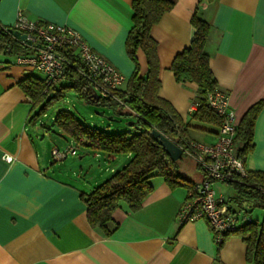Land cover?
<instances>
[{
  "label": "crops",
  "instance_id": "1",
  "mask_svg": "<svg viewBox=\"0 0 264 264\" xmlns=\"http://www.w3.org/2000/svg\"><path fill=\"white\" fill-rule=\"evenodd\" d=\"M170 1L172 8L150 29L157 44V96L189 123V139L213 143L218 126L191 119L197 86L175 80L172 60L189 45L194 33L191 17L197 11L211 25L204 52L217 88L230 94L238 126L244 113L264 98V0ZM19 15L75 27L126 77L136 66L140 75L147 71L141 49L137 63L126 51L132 0H0L1 25L11 27ZM32 72L43 77L17 65L15 56L0 54V264H251L239 233H229L218 246L205 219L180 223L177 212L189 187L171 185L162 176L150 179L153 189L138 210L131 212L122 203L113 212L117 225L109 235L92 227L80 191L118 170L109 163L121 157L81 145L88 157L53 161L37 143L32 103L19 85ZM100 127L115 129L104 122ZM69 143L78 145L71 138ZM120 155L122 167L131 155ZM177 166L185 180H203L197 166L191 176ZM245 166L248 171H264V106L254 122Z\"/></svg>",
  "mask_w": 264,
  "mask_h": 264
},
{
  "label": "trees",
  "instance_id": "2",
  "mask_svg": "<svg viewBox=\"0 0 264 264\" xmlns=\"http://www.w3.org/2000/svg\"><path fill=\"white\" fill-rule=\"evenodd\" d=\"M172 6L173 2L170 0H132V25L125 39L126 51L137 63L136 52L141 49L146 55L148 68L145 75H140L136 66L127 77L125 86L116 91V96L122 103L102 97L96 100L90 85L73 67L67 69L64 81L55 86L46 88L43 77L34 72L27 74L19 82L32 103V119L44 113L54 100L62 96L65 89L75 91L85 103H101L110 108L114 112L113 117L131 118L126 129L113 131L88 124L65 109L53 117L54 125L78 145L112 156L131 155L108 178L88 191H80V197L87 206L88 222L105 235H109L116 228L117 224L112 215L122 203L131 212L142 206L153 189L150 182L152 177L162 176L171 185L186 184L189 188L192 185L178 171V161L172 160L151 135L155 128L178 146L191 140L187 133L189 123L184 122L168 103L157 96L160 86L157 75V44L150 36V29ZM191 24L194 28L193 37L189 45L174 56L170 69L176 81L193 82L197 86V107L191 119L218 126L219 117L206 103L207 94L217 88L209 57L204 52L211 25L199 17L197 11L191 17ZM26 53L28 48L14 38L10 27L0 24V54L13 57ZM262 106L264 98L254 103L239 122L234 139L239 154H246L253 146L254 122ZM227 184L233 189L234 195L225 202L230 211L238 214L239 221L237 229L232 233L237 232L242 236L248 262L264 264V171H247L240 181ZM244 203L260 208L261 218H252L241 213Z\"/></svg>",
  "mask_w": 264,
  "mask_h": 264
},
{
  "label": "built area",
  "instance_id": "3",
  "mask_svg": "<svg viewBox=\"0 0 264 264\" xmlns=\"http://www.w3.org/2000/svg\"><path fill=\"white\" fill-rule=\"evenodd\" d=\"M15 32L24 37L16 36ZM10 33L28 48V53L15 56V63L42 73L46 88L58 85L65 79L67 69L73 67L99 97L122 103L116 91L127 77L96 52L75 27L19 15L10 27ZM229 101V92L218 88L206 96L208 107L220 119L213 143L188 140L179 145L182 153L201 170L203 180L192 183L187 199L177 212V220L186 223L205 219L218 246L237 229L239 221L238 214L228 209L226 199L216 194L212 183L238 182L248 171L245 166L246 154H239L234 144L238 126ZM194 110L193 106L189 108L190 113ZM76 152L74 145L70 144L63 150L53 148L51 156L53 161L58 162L68 155H76ZM3 158L8 162L12 160L9 155Z\"/></svg>",
  "mask_w": 264,
  "mask_h": 264
},
{
  "label": "rangeland",
  "instance_id": "4",
  "mask_svg": "<svg viewBox=\"0 0 264 264\" xmlns=\"http://www.w3.org/2000/svg\"><path fill=\"white\" fill-rule=\"evenodd\" d=\"M37 108L38 106L35 110H37ZM64 109L71 111L80 120L94 126L100 127L101 122H104L105 124H111L115 128L113 131H122L126 129L127 122L131 120V118H128L127 116H118L114 117L118 119V121L111 122L107 118L98 114V112L103 111L106 115H113L114 112L110 108L103 106L101 103L98 105L85 103L75 91L72 89H65L61 97L54 100L45 109L44 113H41L35 118V125L39 129L40 136L37 139V143L41 146V148L48 150L49 155L51 154V149L58 147L63 150L66 149L67 145L71 144L69 143V137L59 130L56 125H54L53 117L57 112ZM74 147L76 148V151L78 150V154L73 157L68 155L67 158L62 160L63 162H68L67 160L76 162L80 155H83V157H88L86 156L83 146L74 144ZM118 157L122 158L123 156L119 154ZM121 158L111 161L109 163L110 167L117 169L120 168ZM177 161V165L182 166L188 172L189 176L197 171L194 161L187 155H182L177 159ZM212 187L215 189L217 195L221 194L224 196V198L232 197L234 195L233 189L227 183L213 181ZM241 213H245L252 218H261L262 216L260 208L251 206L248 203L243 204Z\"/></svg>",
  "mask_w": 264,
  "mask_h": 264
},
{
  "label": "water",
  "instance_id": "5",
  "mask_svg": "<svg viewBox=\"0 0 264 264\" xmlns=\"http://www.w3.org/2000/svg\"><path fill=\"white\" fill-rule=\"evenodd\" d=\"M15 35L19 36L20 38L24 37V35L19 32H15ZM94 97L96 98V100L99 99V96L95 93ZM98 114L107 118L110 121H118V119L114 118L113 115H106L103 111L98 112ZM127 124L129 125L130 122H127ZM151 135L159 143V145L163 147L165 152L169 155L172 160H177L182 156V149L174 141L162 134L160 131L153 128L151 131Z\"/></svg>",
  "mask_w": 264,
  "mask_h": 264
}]
</instances>
